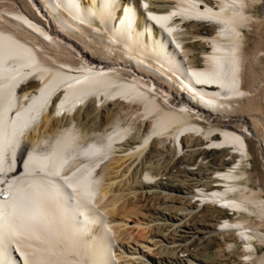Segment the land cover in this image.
Returning a JSON list of instances; mask_svg holds the SVG:
<instances>
[{"label":"bare ground","instance_id":"bare-ground-1","mask_svg":"<svg viewBox=\"0 0 264 264\" xmlns=\"http://www.w3.org/2000/svg\"><path fill=\"white\" fill-rule=\"evenodd\" d=\"M0 30V264H264V0H0Z\"/></svg>","mask_w":264,"mask_h":264},{"label":"rangeland","instance_id":"rangeland-1","mask_svg":"<svg viewBox=\"0 0 264 264\" xmlns=\"http://www.w3.org/2000/svg\"><path fill=\"white\" fill-rule=\"evenodd\" d=\"M260 6H258V9L260 10ZM213 26H210L208 25V23H203V24H199V33L200 34H203L204 32H206L207 30H210ZM190 44L192 45L193 43H188V45L190 46ZM194 44L197 45V43L194 42ZM94 46H91V48H93ZM199 53V51H197ZM200 54V53H199ZM221 154V152H213V151H210L207 153L206 157L209 159V160H215L217 158H219V155ZM228 156L225 155V158H227ZM197 159V157H196ZM231 164V162H229ZM228 214H230V210H225ZM231 215V214H230ZM217 246V243H211L209 245H206V246H202L201 248H199V256L200 258L203 260V262L205 264H211L212 263V260L214 259L215 255H214V252L216 251V247ZM263 250H264V247H263ZM262 250V251H263Z\"/></svg>","mask_w":264,"mask_h":264}]
</instances>
